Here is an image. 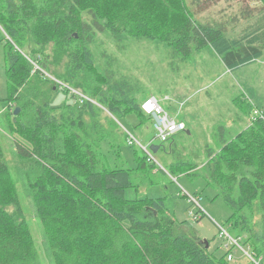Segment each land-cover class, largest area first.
I'll return each mask as SVG.
<instances>
[{"label": "trees", "instance_id": "1", "mask_svg": "<svg viewBox=\"0 0 264 264\" xmlns=\"http://www.w3.org/2000/svg\"><path fill=\"white\" fill-rule=\"evenodd\" d=\"M261 1L255 23L228 37L224 26L197 22L185 0H0V53L9 90L0 108L6 109V128L28 144L16 142V155L28 164L20 176L55 264H230L227 252L218 257L209 241L207 248L177 223L171 197L127 199V190L138 193L148 183L150 169L164 171L147 154L138 155L136 169L108 162L129 145L131 131L115 119L150 121L141 109L149 95L134 97L127 77H117L110 62L101 67L92 44L98 33L160 41L180 59L210 46L235 71L264 55ZM244 13L253 15L250 6ZM46 73L102 107L75 101ZM59 90L68 100L52 107ZM234 139L220 153L211 152L200 171L194 172L200 167L194 163L188 172L224 198L233 236L263 255L264 120ZM248 215H255L253 223ZM0 264H42L1 140Z\"/></svg>", "mask_w": 264, "mask_h": 264}, {"label": "rangeland", "instance_id": "2", "mask_svg": "<svg viewBox=\"0 0 264 264\" xmlns=\"http://www.w3.org/2000/svg\"><path fill=\"white\" fill-rule=\"evenodd\" d=\"M185 3L197 22L209 23L213 26H224L228 37H238L244 27L246 28L247 25L255 23L256 16L261 14L260 10L263 5L261 0H185ZM249 6L253 15L247 19L244 12ZM92 48L99 59V63L102 64L101 67H108L106 63L110 62L108 69H112L117 77L124 76L128 78L129 87L133 89L131 94L137 99L146 94H155L161 98L162 106L172 115L177 112V109L174 108L177 104L180 109L185 106V104L179 103L185 102L184 97H189V102L194 106L201 105V111L197 109L199 116L197 127L191 130V134H188L187 131L181 132L164 144L156 134L152 119L142 125H139V120L133 116L115 120L122 127L128 128L144 146H148L149 150H151V145H165L166 147V150L162 148L157 153L151 150L156 156V164L164 171H158L157 168L150 169L151 172H154V175L148 173L150 179L148 183L145 185L147 182L145 181L138 193L135 189L127 190V199L131 200L145 196L155 199L171 197L175 200L174 215L177 223L185 227L189 234L197 235L201 239L209 241L212 251L218 257L222 256L227 252V249L224 247L223 239L218 235V224L226 228L232 235H235L228 220L232 215V211L224 198L221 195L218 196L212 187L207 186L204 178L192 176L189 174L188 168L196 163L200 167L194 172L200 171L206 161L211 158V152L220 153L224 150L228 143L225 140H219V142L216 140L215 144L208 145L206 140L209 142L210 137L205 139L207 130L204 122L206 121L205 123L208 124V117L213 122L217 113L222 114L227 107L231 109L232 105L229 103V99L232 95L237 94L241 74L247 72L248 77L252 78L251 73L264 71V68L260 67L264 55L257 63L250 64L248 69L236 71L233 74L236 77L235 79L233 75H223L224 66L220 63V58L217 57L214 50L209 47L208 49L206 47L202 48L188 59H180L179 57H173L169 46L160 41H138L129 36L116 39L108 34L98 33ZM208 50H212V55L207 53ZM105 52L109 55V58H101ZM231 82L235 84L234 88L229 85ZM248 91L252 97L255 93L264 97V73L260 76L256 88H248ZM241 93L243 92L241 91ZM8 95L5 63L2 53H0V103ZM67 100V94L59 90L53 96L51 106L60 107ZM203 100L206 101L203 103ZM97 103L99 107H102L99 102ZM256 106L264 108V101L257 102V104L252 105V108L250 107V125L255 121L252 115L253 110L258 108ZM211 109L213 111L207 113ZM5 113L6 109L0 108V140L5 160L16 182L18 195L42 264H55L46 245L43 228L36 215L35 206L26 191L24 180L20 176L27 169L28 164L16 155V142L22 145L28 144L6 128ZM228 120L229 115L225 122ZM210 133L212 132L210 131ZM145 154V151L138 145L123 144L121 146V157H117L113 152L108 162L112 168L136 169L139 167L138 155L143 156ZM133 176L137 182L135 174ZM183 190L195 195L199 193L203 197L202 205L206 212L197 222H193L189 218L190 204L187 197L182 194ZM9 210L12 211L13 208L11 207ZM249 220L253 223L255 215L249 216ZM242 237L244 240L245 237ZM233 254L235 260L230 261V264H247V259L240 250L235 248Z\"/></svg>", "mask_w": 264, "mask_h": 264}, {"label": "built area", "instance_id": "3", "mask_svg": "<svg viewBox=\"0 0 264 264\" xmlns=\"http://www.w3.org/2000/svg\"><path fill=\"white\" fill-rule=\"evenodd\" d=\"M47 74V73H46ZM50 78L56 80L61 88H67L70 90V93L75 96V101H79L83 103L85 100L91 101L95 104L97 102L81 92L80 90L74 89L63 82L55 79L50 74H47ZM142 111L150 116L153 121V125L156 131L157 136L160 138L162 142H166L170 140L172 137L177 134L184 132L186 130V124L184 121L178 119L175 115H172L169 111H167L159 102V100L154 96H149L141 103ZM253 120H257L261 118L264 120V112L262 109L255 108L253 110L252 115ZM129 134V145H133L137 143L148 155V159L151 162H156L157 159L154 154L149 150L148 146H144L131 132L128 131ZM182 193V192H181ZM187 197L188 202L190 204V209L188 211L189 218L193 222L199 221L203 213L206 212L202 205L203 197L201 195L191 194L188 191L183 190L182 193ZM218 235L224 241V247L227 249V259L228 261L235 260V256L233 251L235 248L240 250L243 256L247 259V264H264L263 255H258L249 244L243 245L241 240L233 236L226 228L222 225L218 224Z\"/></svg>", "mask_w": 264, "mask_h": 264}, {"label": "crops", "instance_id": "4", "mask_svg": "<svg viewBox=\"0 0 264 264\" xmlns=\"http://www.w3.org/2000/svg\"><path fill=\"white\" fill-rule=\"evenodd\" d=\"M208 47L211 49L210 46H207L206 48L208 49ZM215 52V51H214ZM209 55H212V50H208L207 52ZM216 53V52H215ZM214 55V54H213ZM217 55V53H216ZM217 57L220 58V63L223 64L221 57L217 55ZM261 58H259L258 60H260ZM257 60V61H258ZM257 61H255V63H257ZM224 68L222 70L223 75H233L236 71H240L242 69H248L250 67V65L242 67L240 69H237L235 71H230L229 69H227L225 67V65L223 64ZM261 68H264V60L262 61V65L260 66ZM264 73V71H256L251 73L253 76L252 78H249L247 74V72H244L243 74H241V77L239 79V88L237 91L236 95H232L229 99V103H231V109L229 107H227L225 112H222L223 116L221 113H217L216 116L214 117V121L211 122L210 121V117L207 118V120L209 121L208 124L204 122V125L206 127V137L205 139H208V137H210V140L208 142V140H206V142L208 143V145L211 144H215L216 140L219 142V140H225V141H231L233 138H235L239 133H241L243 130H245L247 127L250 126V112L252 108V105L257 104V102L260 101H264V97L255 93V95L252 97V95L250 94V92L248 91V88H253L255 89L256 86L258 85V81L260 76ZM233 77H235L233 75ZM234 79V78H233ZM236 79V77H235ZM232 88H234L235 84L233 82H231L229 84ZM241 91L243 93H241ZM240 93V94H239ZM239 94V95H238ZM149 96H154L156 97L160 104H161V98H159L157 95L155 94H149ZM185 102H179V103H183V105L185 104L184 107H182L181 109L178 107V104L174 107L177 109V112L174 113V115L185 122L186 124V130L188 134H191V130L195 129L197 127V121L199 119L198 116V111L200 110V106H194L193 104H191L189 102V97H184ZM238 99V100H237ZM206 100H203V103ZM237 102L240 104L237 105ZM208 103V102H207ZM255 103V104H253ZM162 105V104H161ZM258 107V106H256ZM204 108V107H203ZM260 109H262V107H258ZM231 110V111H230ZM168 111V110H167ZM213 109L208 110L207 113L212 112ZM229 115V120L225 122L227 116ZM204 121V119H203ZM228 123V124H226ZM210 131L212 133H210ZM205 143V142H204ZM210 250L211 246H210Z\"/></svg>", "mask_w": 264, "mask_h": 264}, {"label": "water", "instance_id": "5", "mask_svg": "<svg viewBox=\"0 0 264 264\" xmlns=\"http://www.w3.org/2000/svg\"><path fill=\"white\" fill-rule=\"evenodd\" d=\"M20 111V108H17L16 109V114ZM160 148V145H151V150L154 152V153H157V151L159 150ZM206 242V247L208 248L209 247V242L207 240H204Z\"/></svg>", "mask_w": 264, "mask_h": 264}]
</instances>
